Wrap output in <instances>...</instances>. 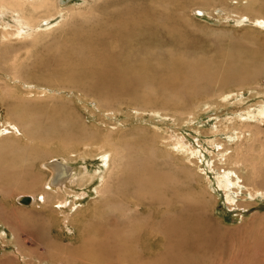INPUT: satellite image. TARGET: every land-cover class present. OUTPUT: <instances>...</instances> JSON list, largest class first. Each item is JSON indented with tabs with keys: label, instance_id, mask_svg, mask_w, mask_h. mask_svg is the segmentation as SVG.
Masks as SVG:
<instances>
[{
	"label": "rangeland",
	"instance_id": "1",
	"mask_svg": "<svg viewBox=\"0 0 264 264\" xmlns=\"http://www.w3.org/2000/svg\"><path fill=\"white\" fill-rule=\"evenodd\" d=\"M253 1L180 0L181 6L170 9L172 24L167 23L177 35L159 29L153 50L141 51L138 58L131 52L140 43L128 49V37L99 36L100 42L94 40L85 55L78 47L101 32L140 21L144 12L154 17V10L167 0H68L66 11L17 38L11 35L15 22L0 16V130L8 116L24 113L22 100L35 106L34 116L41 120L28 124L36 133L33 162L22 167L26 140H20L12 149L20 153L16 158L8 153L10 164L0 170L11 175L9 184L0 189V206L11 210V217L4 210L0 218V233L4 231L0 263L7 254L8 264H82L85 260L88 264H264V190L257 188L260 193L251 197L254 173L243 160L264 161L259 155L261 143L253 136L260 126L263 132L256 136L264 141V122L256 119L257 111L264 110V25L253 21L264 20V9L256 13ZM197 7L204 13L195 14ZM23 12L37 14L30 8ZM71 29L75 31L68 33ZM177 56L206 61L213 68L210 83H218L214 90L205 93L195 88L193 97L185 96L195 79L188 70L175 67L167 75L166 68L147 66L149 77L143 78V70L135 67L144 66L146 60L150 65H167ZM224 71L231 77L241 74L245 80L231 78L223 84L219 76ZM173 77L177 79L169 81ZM198 79L202 84L206 81ZM2 84L7 85L5 93ZM51 159L82 169L84 178L57 196L50 195V205L39 200L20 203L17 196L37 194L49 180L46 163ZM238 161L241 164L236 165ZM155 171L162 172L165 180L190 181L189 193L203 195L198 199L205 206V219L203 224L197 222L201 230L196 232L202 243L190 242L195 236L192 224L185 221L187 215L172 222L169 215L158 217L148 211L145 203L135 212V201H142L132 194L136 178L151 182ZM227 172L230 181L235 180V187L232 184L228 190L219 186L220 176ZM108 177L104 186L102 181ZM102 186L103 192L98 193ZM62 198H66V223L64 214L55 209ZM56 241L61 242L58 251L69 257L50 251ZM90 244L92 254L84 257L83 248ZM69 248L76 252L63 251ZM107 251L110 256L102 259Z\"/></svg>",
	"mask_w": 264,
	"mask_h": 264
},
{
	"label": "bare ground",
	"instance_id": "2",
	"mask_svg": "<svg viewBox=\"0 0 264 264\" xmlns=\"http://www.w3.org/2000/svg\"><path fill=\"white\" fill-rule=\"evenodd\" d=\"M67 1L68 0H0V16L10 17L11 20L13 22H15L16 26L13 28L14 30L12 29L13 31L11 30L12 31L11 33H13L11 35L12 36L15 35V37L17 38V36H22V33H25L29 30H34L38 26V23L40 21H42V20L47 21L46 19H49L50 16L55 15V13L58 14V13H61L63 10L66 11V8H64V4H66V3H64V2H67ZM167 1H168L167 4H165L163 2L164 5L162 6V8L160 10L159 9L154 10V11H156L155 13H153L154 17L151 16L150 14H148L147 12H144V13H146L145 18L140 19V21H135V22H132L131 24H128V22H126V24H122V25L115 27L114 30H108L107 32H105V31L101 32L97 36H95L94 38H90V40H88L87 42L80 43V47H78V49L80 51H82V54L85 55V51L87 53L93 47L94 40L97 42H100L98 40V39H101L99 36L110 35V36L115 37V39H117L119 37H128L129 38L128 42H127L128 43L127 44L128 49H131L132 45H134L136 42H139L140 46L135 51L131 52V54H132L131 56L133 58H135V57L138 58V57L142 56V54H141L142 52L153 50L152 44H153L154 40L157 41L156 38L160 35V34L158 35L159 31L161 33L166 32L167 34H169V36L177 35V33H176L177 30L175 29V27L174 26H167L168 25L167 23L173 22V20H174V16L172 14L173 11H170V9L173 10V9L177 8V6H181V4L179 5L180 0H171V1L167 0ZM181 2H183V4L185 3L184 1H181ZM253 2L256 3L255 10L256 9L258 10V12H256V13H258V14L261 13L263 11L262 9H264V1L254 0ZM26 8L32 9V11H34V13L37 12V14L35 16H33V15H31V16L26 15L25 16L23 10ZM252 8H250V9H252ZM151 10H153V9L151 8ZM67 12H69V11H67ZM193 12L195 14L196 13L201 14V13H204V10L200 7H197L196 9L193 10ZM19 13H21L20 16H18ZM68 15H70V13ZM169 15H171L170 19L168 18ZM70 16H72V15H70ZM253 21H254V24H256V25H260V26L264 25V20L262 19V17H256ZM248 22H249V20H248ZM7 27H8L7 24H5L4 29H6ZM138 28H141L139 30L141 32L135 31ZM73 31H75V30L71 29L68 31V33H71ZM137 32H139V33H137ZM9 33H8V35H10ZM76 34H77V31L74 32L73 36ZM78 34L86 36V35H84V33L83 34L78 33ZM146 42H148L150 46L145 45ZM168 51H171V46L169 47ZM81 57H83V56H80V57L77 56V58H81ZM140 60H142V59H140ZM148 60H150V59H148ZM203 61H205V60H203ZM199 62L201 63L200 60L199 61H197V60L186 61V60L182 59L181 57L177 56V57L172 58V60L170 62H168L167 65H163L164 63L163 64L154 63L153 65H150V62H147V60H146V63L144 64V66H143V63H137L135 67H137L138 69L137 68H134V69L143 70L142 72H144V73L141 72L143 78L148 76L147 74L150 72V71L148 72L149 68L147 66L154 67L156 70H159V71L166 68L167 70H165V71H167V75H169L171 72H175V70H174L175 67H179L181 69L188 70L189 73H191L195 76V79L192 81V83H189V86L187 88L188 90H187V92L185 91L186 93L185 92L184 93L186 94L185 96L193 97L195 94L194 95H191V94L195 93V91L197 89H198V91H204L206 93V92L213 91L215 88V85L218 84V83H210L212 80V71H213L212 69L213 68H211L209 65H206L205 64L206 61L202 62L201 64H199ZM170 65H172L173 67L170 68L171 67ZM203 66H206L205 67L206 69H204ZM129 67H131V66L129 65ZM88 68L92 71H96V69L92 66H90ZM131 68H133V67H131ZM126 70L127 69H125V71ZM261 71H262V69H261ZM82 72H86V70L84 69V70H82ZM230 75H231V73H226L225 71L222 72L221 75L219 76V78H223L222 80L224 82H221V83L226 84V82L229 81L231 78L235 81L239 78H240V81L245 80V79H243L245 76H243L241 74L232 75V77ZM138 76H140V72L138 73ZM174 78L175 77L170 78L169 81L172 82ZM198 78H200L202 80H206V81L202 84L201 80H199ZM175 79H177V78H175ZM188 79H190V77ZM197 79H198V81H197ZM143 82H145V80H143ZM184 86H186V85H184ZM195 88H197V89H195ZM1 89H3V92L5 93L7 90V85L2 84ZM19 98H23V97H19ZM22 102H25V104H23V105L26 106V108H25L26 111L23 110L24 113H20L19 117L18 116L17 117L8 116V118L1 125V130H0V170L6 166H9V164H10V162H9L10 157L8 158V153L13 158H16V156L20 153V152L17 153L18 152L17 150H12V149H16L14 144L16 142H19L20 140H24V141L26 140L24 142V143H26V146L23 147L22 150L20 149L21 153L23 154L20 161H22V163L25 161L24 166H22V167L26 168L28 163L33 162L32 160H33V157L35 156V153H36L37 147H36L35 142H34L35 141L34 135H36V133L34 132V128L32 127L30 129L29 125H28V124L32 125V122H34L35 119L37 120V117H36V115L34 116V113L32 110V108H35V106L30 104V102H28V100H22ZM29 104L31 107L30 110H29V108H30ZM257 115L258 116H256L257 117L256 119H258L260 122L263 123L264 122V110H263V108H262V110L257 111ZM241 117H243V116H241ZM234 118H235V116H234ZM247 119H249V118H247ZM254 119H252L253 122H254ZM40 121L41 120H37L38 123ZM38 130H40V126H39ZM261 132H263V130L260 128V126H256V131L253 132V136H255L254 139H258L260 141L262 149H261V152L259 155H261V157H264V141H261L259 139V137L256 136V134L261 133ZM40 133H42V129H41ZM237 133L240 134V132H237ZM56 134H58V133L56 132ZM239 134H237L236 137L240 136ZM250 138H252V137H250ZM43 141L46 142L47 139L44 137ZM174 143L180 144V140L175 139ZM5 155H7V156L5 157ZM104 159H105L104 164L106 165V161L108 159H107V157H104ZM243 160H244V163L246 165L248 164L249 166H251L252 171L254 173L252 180H250V182L253 185V189H251L253 192L251 191L250 193H251V197H254V195L256 196L257 193L259 192L256 190L257 188L264 190V161H263V163H258L257 161H255L254 157H250V158L244 157ZM238 164H241V162H239V161L236 162V165H238ZM46 166L49 167V171H50V175L48 177L49 180L47 182H44L41 185L37 194H34V193H33L34 195L33 194H22V195L17 196V198L18 197L20 198L22 196H28V197H30V201L39 200V202H41V205H50V203H51V200H49V198H51V197H49L50 195L51 196L52 195L57 196L63 190V188L68 187L72 182H74L75 180H77L79 178H81V179L84 178L83 174H81L82 169H76V167L70 166L69 164L62 162V161H59V160L51 159L50 161H48L46 163ZM171 172H173V171H171ZM129 174L131 175L132 171H130ZM229 174L230 173L227 172L226 174H222V176H220L219 186H221V189H227L228 190L229 186L232 184H234V187H235V183H234L235 180L233 182L230 181ZM10 176L11 175H9L8 172L0 173V189H2L3 184H9V182H10L9 177ZM151 176H152V180H151V182H148V183L145 179L136 178V187L132 191V194L135 197H138V198L141 197L142 201H137V200L135 201V207H136V209H134L135 212L139 213L143 209L141 204L145 203V204H147V210L148 211L154 212L158 217H162V216L165 217V215H169L171 218L170 217H167V218L172 219V222L175 221L176 217L181 218L180 216L185 217L187 215V217L185 218V221L186 220L190 221V223L193 226L192 229L194 231V234H192V235L195 236L194 238L190 239L191 240L190 242L193 244H197V241L201 242V240H203V239H202V237H196L197 236L196 232L201 230V229L197 228V222H202L201 224H203L204 219H205L204 218L205 215H204V213H202V209L205 206H203L201 204L202 202L201 201L199 202V199H198L199 197H202L203 195L199 193V194H197V196L194 197L193 195H191L189 193L190 190L192 189L190 181H186V182H183L182 184H179L175 181H169L168 179L165 180L163 178L162 172H160V171L153 172ZM30 177H32V176H30ZM110 179H111V177H108L104 181H102L103 185L106 186ZM173 179L177 180L174 177H173ZM236 184H238V183H236ZM236 188H237V186H236ZM103 190H104V188L102 186V188L99 189L98 193H102ZM180 191L183 194H181ZM7 192H8V190L5 192L4 195H6ZM169 192H171L172 194L168 195ZM166 195H168L167 200L165 198ZM228 197L229 196L227 194V198ZM7 198H9V200L11 199L10 194H8ZM22 203H24V202H22ZM24 204H27V203H24ZM55 205H56L55 209L58 210L60 213L64 214V223H66L67 218H68V214L65 213V210H64V208L66 206V198H62L61 200L56 202ZM0 209H3V210H0V218L2 217L1 216L2 213H4V210L7 212V213L5 212V215L8 217H11V215L9 214L11 212V210L9 208H7L6 206H4V207L0 206ZM205 211H207V210H205ZM188 217H189V219H188ZM167 218H164V219H167ZM206 227H207V225H206ZM209 230H212V229H209ZM209 230H207V231L209 232ZM3 232L1 231V233H0L1 237L4 236ZM208 232H207V235H210V234H208ZM213 232H215V230ZM204 235H206V234H204ZM189 237L187 238L188 240H189ZM5 238H6V236H5ZM11 238H12V236H11ZM146 239L150 240L151 239L150 235ZM154 241H156V240L154 239L151 242L153 243ZM168 241H171V237H169ZM60 243L61 242L57 243V241L54 242L50 251L53 253H56L58 255L61 254V255H64L66 257H69V255L66 254L67 252H64L62 254L60 251H58L57 247L59 245H61ZM167 243L168 242H166V243L164 242V245H166ZM63 246H65V245H63ZM128 246L129 245H127L126 248H128ZM191 246H192V244H191ZM206 246H207V244H206ZM93 249H94V246L92 244H90V245H88V247L83 248L84 253H81V255H83L84 257H89V256H91V254H92L91 252L93 251ZM71 250L75 251L76 249H70L69 248L68 250H63V251L69 252ZM78 252H80V251H78ZM7 256H8L7 254L4 255L5 258L1 261L0 264L10 263V260H8L6 258ZM101 256H102L101 257L102 259H106L110 256V254L107 251V252L103 253ZM103 256H105V257H103ZM66 257H65V259H66ZM93 261L96 263V261H98V256H96V258H94ZM60 264H62V262H60ZM82 264H88V262H86V260H85V261H83Z\"/></svg>",
	"mask_w": 264,
	"mask_h": 264
},
{
	"label": "water",
	"instance_id": "3",
	"mask_svg": "<svg viewBox=\"0 0 264 264\" xmlns=\"http://www.w3.org/2000/svg\"><path fill=\"white\" fill-rule=\"evenodd\" d=\"M29 201H30V197H28V196H22L19 198L20 203H22V202L28 203Z\"/></svg>",
	"mask_w": 264,
	"mask_h": 264
}]
</instances>
